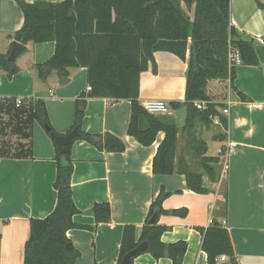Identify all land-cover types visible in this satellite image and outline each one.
Returning <instances> with one entry per match:
<instances>
[{
  "label": "crops",
  "instance_id": "0c3cea01",
  "mask_svg": "<svg viewBox=\"0 0 264 264\" xmlns=\"http://www.w3.org/2000/svg\"><path fill=\"white\" fill-rule=\"evenodd\" d=\"M25 1L60 3L63 0ZM259 2L264 5V0ZM229 7L231 26L254 41L258 65L237 64L232 86L229 81L221 80L207 83L209 103L216 105L220 115L225 103L231 102L229 116H222L226 119V128L215 121L203 125L194 117L191 134L185 126L186 107L171 108V102L184 101L186 84L187 65L176 55L155 52V72L149 69L139 75L138 101L141 104L147 100L163 101L169 110L167 116L178 127L173 175L152 173V160L164 138L163 132L158 133L155 142L148 147L127 135L129 101L86 98L84 108L79 107L83 110L82 132L100 137L103 146L104 135L111 134L119 139L123 149L120 152L99 150L80 140L72 144L70 184L73 202L80 213L73 216L76 227L69 229L66 237L79 253L76 264H117L123 227L134 226L138 239L161 187L169 194L161 204L166 213L157 218V225L168 229L161 241L164 244L186 243L182 264H207L206 253L201 250V231L210 226L209 218L216 223L224 222L222 227L229 234L237 264H264L263 9L254 0H230ZM22 24V12L15 0H0V55L8 57L12 43L16 41L14 35ZM259 39L263 42L259 43ZM53 54V43L26 44L25 51L15 60L17 74L9 78L0 69V100L41 99L53 132L64 136L74 125L77 102L87 94V70L69 68L66 76L52 72L41 80L34 67L47 62ZM185 56L186 59L189 56L188 49ZM62 77L69 82L59 85ZM236 91L246 95L251 102H241ZM200 141L205 144L207 157H213L209 155L210 147L223 144L225 150L231 145L226 158L229 165L226 174L221 176V161L216 166L217 182H210L207 176L202 178L207 194L189 190L185 177L178 174L183 164L194 172H202L195 144ZM55 154L56 146L45 127L34 123L31 157L0 158V264H22L30 220L43 219L53 211L56 204L53 188ZM98 203L109 204V223L96 225L89 214ZM180 209L186 210L184 217L169 213ZM132 264L172 263L168 258L156 260L144 253L135 257ZM216 264L231 263L227 256H220Z\"/></svg>",
  "mask_w": 264,
  "mask_h": 264
},
{
  "label": "trees",
  "instance_id": "16d2710c",
  "mask_svg": "<svg viewBox=\"0 0 264 264\" xmlns=\"http://www.w3.org/2000/svg\"><path fill=\"white\" fill-rule=\"evenodd\" d=\"M229 1L63 0L60 3H27L25 0H15L22 12L23 24L15 33L14 39L23 45L54 44L53 56L34 67L41 80H45L52 72L66 76L69 68L87 70V84L91 90L82 95V101L77 102L74 125L70 132L78 127L80 135L74 142L80 140L99 150L120 152L122 147L107 148L96 144L93 141L96 136L81 131L83 110L79 107L84 108L86 98L127 100L130 103L127 135L140 145L148 147L155 142L157 134L163 132L164 138L152 160V173L170 176L174 173L179 130L172 118L151 115L143 109L138 101L139 75L149 69L155 72V52L165 51L176 55L187 65L186 84L184 101L171 102V108L186 107L188 115L185 126L191 134L194 117L199 118L203 125L212 122L210 116L218 117L221 125L226 128V119L216 111V105L209 104L206 111H199L195 103H209L206 88L211 80L229 81L232 86L236 65L228 64L230 52H237L239 64L258 65L254 41L244 38L230 24ZM255 2L260 9L264 8L259 0ZM194 43L198 44L196 53L193 51ZM187 49L189 56L186 59ZM0 69L9 78L18 72L15 62H9L7 55H0ZM236 92L241 102H251L246 95ZM15 104V98L0 100V158L31 157L34 123L48 127V134L53 132L41 99L24 100L18 107ZM13 137L18 138L16 144L11 142ZM23 141L28 143L24 144ZM195 144L202 172H194L183 164L178 174L185 177L189 190L196 194H207L202 178L207 176L210 182H217L216 166L221 163V159L219 156H205L203 142ZM54 160L56 174L53 188L56 192V204L45 218L30 220L22 264H76L79 257L66 237V232L76 227L72 221L73 216L80 213L75 207L71 192L73 161L70 154L61 155L57 147ZM168 196L161 187L150 206L138 239L134 226L123 227L117 264L143 242L147 243L148 248L138 255L148 253L156 260L168 258L172 264H182L186 243L178 241L164 244L161 237L168 229L157 225V221L149 224L154 212L158 216L166 213L161 204ZM110 213L108 203L95 204L89 211L96 225L109 223ZM169 213L184 217L186 210H173ZM201 233V250L206 253L207 264H216L220 256H227L231 264H237L229 234L220 223L213 221Z\"/></svg>",
  "mask_w": 264,
  "mask_h": 264
},
{
  "label": "water",
  "instance_id": "95a60500",
  "mask_svg": "<svg viewBox=\"0 0 264 264\" xmlns=\"http://www.w3.org/2000/svg\"><path fill=\"white\" fill-rule=\"evenodd\" d=\"M263 21H264V10H263ZM198 50V44H193V51L196 53ZM25 51V45L14 41L11 46L10 53L7 60L11 63L15 62L16 58ZM69 82V79L62 77L59 81V85H65ZM45 130L49 132V128L45 126ZM50 138L52 142L57 147L58 152L61 155H67L71 152V147L75 139L79 138L78 127H75L71 132L64 136H58L53 132H50ZM93 141L96 144H102V139L100 137H93ZM103 144L107 148H121L122 144L115 136L106 133L103 138ZM158 213L154 212L149 220V224H154L157 221ZM148 248L147 243H140L135 249L128 252L121 260L119 264H132V261L140 252L146 251Z\"/></svg>",
  "mask_w": 264,
  "mask_h": 264
},
{
  "label": "built area",
  "instance_id": "2783aa9c",
  "mask_svg": "<svg viewBox=\"0 0 264 264\" xmlns=\"http://www.w3.org/2000/svg\"><path fill=\"white\" fill-rule=\"evenodd\" d=\"M258 42L262 43L263 41L261 39H259ZM228 64H229V66L239 64V57H238L237 52H230L229 53V55H228ZM90 90H91L90 87L87 86L86 91L89 92ZM21 104H22V100L17 99L16 100V104H15L16 107L20 106ZM209 104L210 103H208V102H197V103H195V107L199 111H206ZM141 105H142L143 109L148 114H151V115L167 116L169 114V110H168L166 104L163 101L147 100V101H144ZM230 108H231V102L227 101L225 103V108L222 109V111H221V116L228 117L229 116V112H230ZM210 119H211V121H215V123L221 125L218 117L210 116ZM230 147H231V145L229 144L228 147L225 150L222 149V148H220L218 150V156L220 157V159L222 161V171H221L222 173H221V176L225 175L226 172L229 169L228 164L226 162V158H227V154H228V151H229ZM208 223H209V225H211L213 223V219L209 218ZM220 224L223 226L224 222H220ZM221 258H222V260L226 259V257H221Z\"/></svg>",
  "mask_w": 264,
  "mask_h": 264
},
{
  "label": "rangeland",
  "instance_id": "374dc122",
  "mask_svg": "<svg viewBox=\"0 0 264 264\" xmlns=\"http://www.w3.org/2000/svg\"><path fill=\"white\" fill-rule=\"evenodd\" d=\"M254 1H255V0H254ZM263 10H264V8H263ZM244 38H246V37H244ZM262 41H263V39H262ZM29 51L31 52L32 50H29ZM30 52H29V53H30ZM219 115H220V114H219ZM17 141H18V138L13 137V138L11 139V142H12L13 144H16ZM224 147H225V145H223V144H218V145H216V146L210 147L209 155H210V156H213V157H217V156H218V150H219L220 148H224ZM228 167H229V165H228Z\"/></svg>",
  "mask_w": 264,
  "mask_h": 264
}]
</instances>
